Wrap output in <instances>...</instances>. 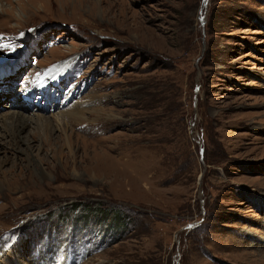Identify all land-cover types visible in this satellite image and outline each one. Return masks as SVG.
<instances>
[{"label":"rangeland","instance_id":"obj_1","mask_svg":"<svg viewBox=\"0 0 264 264\" xmlns=\"http://www.w3.org/2000/svg\"><path fill=\"white\" fill-rule=\"evenodd\" d=\"M0 45V264H264V0H0Z\"/></svg>","mask_w":264,"mask_h":264},{"label":"bare ground","instance_id":"obj_2","mask_svg":"<svg viewBox=\"0 0 264 264\" xmlns=\"http://www.w3.org/2000/svg\"><path fill=\"white\" fill-rule=\"evenodd\" d=\"M61 64V63H59ZM57 65V64H56ZM5 65H0V85L3 87V82L4 80H6V77L9 74V67ZM65 67V66H64ZM61 67H54L52 68L53 70H50L48 72H46V76H49L48 78H51V81H54L57 79V77L62 73L60 71H58L57 69H59ZM44 75V74H43ZM42 76V75H41ZM45 77V76H44ZM44 77L42 78L44 80ZM39 79V83L41 82V77L38 78ZM41 91V86L40 88H36L34 89V86L30 85V89H24L22 88V93L20 92V96L17 98V100H15L13 107L15 109V118L11 121V123L9 124V127L11 129V132L13 133H9V138L6 139L5 141H3V144H9L11 148L15 149V150H20V148L18 147V145H14L16 142H21L23 144H25V149L26 150H31L32 147H34V144L32 138L28 137L26 140L21 141L20 138L22 139V137H20V132L21 130H23L26 127H29V124L33 123V119H38L41 122L40 125V129H39V138L41 140H43V135L47 133V125L48 122L46 119H43L40 115L38 110L40 109V107H34L29 101V97H31L32 93L34 94L35 92H39ZM40 94H42L40 92ZM33 101V100H32ZM37 104V101H36ZM28 113V114H25ZM18 122V123H16ZM21 123V124H20ZM18 124V125H15ZM18 126V127H17ZM30 128V127H29ZM32 130L34 131L33 128H30L29 132L30 135H34L35 137H37L38 134L36 133H32ZM32 133V134H31ZM29 135V136H30ZM1 137V135H0ZM22 151V150H21ZM7 159H4V161H6ZM2 172L0 171V174ZM4 187L8 188V182L3 183ZM10 185V184H9ZM0 186H2V184H0Z\"/></svg>","mask_w":264,"mask_h":264},{"label":"trees","instance_id":"obj_3","mask_svg":"<svg viewBox=\"0 0 264 264\" xmlns=\"http://www.w3.org/2000/svg\"><path fill=\"white\" fill-rule=\"evenodd\" d=\"M76 205H77V204H73L72 207H75ZM77 207H78V206H76V208H77Z\"/></svg>","mask_w":264,"mask_h":264},{"label":"snow or ice","instance_id":"obj_4","mask_svg":"<svg viewBox=\"0 0 264 264\" xmlns=\"http://www.w3.org/2000/svg\"><path fill=\"white\" fill-rule=\"evenodd\" d=\"M0 46H3V45H0Z\"/></svg>","mask_w":264,"mask_h":264}]
</instances>
